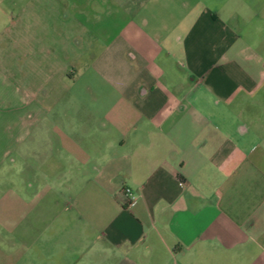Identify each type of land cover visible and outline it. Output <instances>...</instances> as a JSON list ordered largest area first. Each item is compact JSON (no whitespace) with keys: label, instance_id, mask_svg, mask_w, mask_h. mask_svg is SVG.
<instances>
[{"label":"crops","instance_id":"1","mask_svg":"<svg viewBox=\"0 0 264 264\" xmlns=\"http://www.w3.org/2000/svg\"><path fill=\"white\" fill-rule=\"evenodd\" d=\"M150 1L102 27L111 33L89 60L94 32L73 21L74 42L68 35L52 52L67 67L31 75V55L46 51L24 40L21 74L6 75L0 160L37 140L43 175L58 184L39 202L37 264H264V164L247 146L264 131L242 107L264 86L260 36L242 34L264 27V0L231 11L197 0L185 27L190 7L169 13L176 24L166 27L147 13ZM20 16L12 27H46Z\"/></svg>","mask_w":264,"mask_h":264},{"label":"rangeland","instance_id":"2","mask_svg":"<svg viewBox=\"0 0 264 264\" xmlns=\"http://www.w3.org/2000/svg\"><path fill=\"white\" fill-rule=\"evenodd\" d=\"M140 1L0 0V109L5 107V99L1 94L6 75L10 76L16 73L17 70L21 74L22 59L27 61L26 57H22L25 50L22 47L24 46V40L31 43V45L35 39L43 42L44 50L46 51L45 55L44 53L36 57L31 55L30 63L26 66V69L31 75L44 73L48 78L49 74L57 73L60 68L63 70L67 67L64 64L60 66L54 63L52 52L57 50L56 45L59 42H63L68 35L72 39V43L74 42V29L77 27L73 26L75 24L73 21L85 23L88 29L94 32L92 37L94 41L91 37L88 38L94 43L93 47L90 50L88 49L86 55L89 60L90 57L95 56L100 50V40L111 33L103 32L102 27L123 25V22L129 19L132 12L139 10L140 6L137 5ZM244 1L223 0L218 2L217 6L220 5V7L228 11L235 10L236 7L240 10V4ZM196 4L197 0H151L146 5V10L147 13L153 14L154 23L168 24L169 26L166 25V27H174L177 13H181L182 10L186 11L185 6L190 7L191 14L184 21L183 26L185 27L191 23L196 12L201 7V4ZM54 9L56 13L49 12V10ZM23 11L27 13V16L29 15L27 18L30 21L33 20L31 23L37 24L39 22L40 25H46V27H12V25L16 26V24L22 23V18L21 16L19 18V15ZM171 12L175 13L172 19L169 17ZM70 18V22L67 21ZM116 19L119 20L118 24H116L117 21L113 22ZM59 20L62 25H72L71 27H49L50 24H57ZM78 26L81 27L80 25ZM246 29L248 30L243 31L242 34L250 38V40L253 41L254 39L256 41L255 34L260 36V42L255 45L254 50L262 51L264 55V27H247ZM259 29L261 31L258 33ZM90 35L91 33L88 34V36ZM51 43L55 45L52 47ZM72 54L74 53L72 52ZM16 56L17 58H22L19 59L18 64L15 60ZM69 70H72L71 66ZM34 77L35 83L37 82V76ZM69 82L68 85L63 87V95L68 87H73V83ZM81 86L82 84L80 83L74 88H80ZM67 99L69 100L70 97L67 96ZM247 99L242 104L245 109L243 111L244 118L248 121H256V128L259 131H264V86L251 97L247 96ZM63 113L66 114V112ZM45 121L48 120L46 119ZM52 136H54L53 133L45 136L44 145L46 149H44L46 152L54 151V137ZM248 138L247 146L249 150H253V158H259L260 162L263 161L264 164V136L261 137L254 133ZM30 140H33L32 137ZM39 146L41 145L37 140L29 144L24 143L6 160H0V264H37V260L40 257L42 242L38 241V233L43 228V225L38 224L39 202L50 199L52 192L48 193L47 187L48 185H54L56 182L53 181V177L43 175L40 168L43 160H41L39 155ZM22 152H24L25 159L22 158ZM44 185L46 188H44ZM63 214L65 215L66 212ZM55 230L60 233L58 231L59 228L56 227ZM29 250H32L31 253L28 252Z\"/></svg>","mask_w":264,"mask_h":264},{"label":"built area","instance_id":"3","mask_svg":"<svg viewBox=\"0 0 264 264\" xmlns=\"http://www.w3.org/2000/svg\"><path fill=\"white\" fill-rule=\"evenodd\" d=\"M124 194L128 197L129 203L133 205L136 202V197L134 196L132 190L130 188L124 189Z\"/></svg>","mask_w":264,"mask_h":264}]
</instances>
